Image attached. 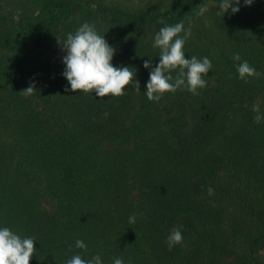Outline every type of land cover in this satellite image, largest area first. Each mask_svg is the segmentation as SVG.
Listing matches in <instances>:
<instances>
[{"label":"trees","instance_id":"obj_1","mask_svg":"<svg viewBox=\"0 0 264 264\" xmlns=\"http://www.w3.org/2000/svg\"><path fill=\"white\" fill-rule=\"evenodd\" d=\"M92 1L38 0L18 19L0 11V228L35 239L29 264L77 254L102 264H264V119L253 111L264 114V0H240L224 16L210 6L198 16L206 0H146L134 11ZM88 17L102 23L113 66L136 70L140 92L134 83L120 97L65 91L50 38ZM181 21L191 26L185 58L212 63L207 86L148 101L143 63L155 67V34ZM243 61L262 75L240 80ZM173 228L183 242L169 250Z\"/></svg>","mask_w":264,"mask_h":264},{"label":"clouds","instance_id":"obj_2","mask_svg":"<svg viewBox=\"0 0 264 264\" xmlns=\"http://www.w3.org/2000/svg\"><path fill=\"white\" fill-rule=\"evenodd\" d=\"M252 3L253 0H244L245 6H250ZM233 4L239 5L240 0H221L217 15L224 16L229 9L232 14L237 13L240 9L238 6L233 7ZM207 11V6H200L197 15H203ZM182 32L183 36L180 35ZM190 36L191 26L185 29L183 21L161 27L155 34L152 47L159 49V62L155 67L152 66L151 59L143 63V67L149 70L146 91H144L148 101H159L165 93H175L178 89H186L193 95H199L198 89L207 86L204 77L212 68V63L207 57L185 58L183 48ZM58 43L65 52L62 59L65 68L62 75L70 85V88H65L66 92L94 94L97 98L120 97L125 94L126 87L133 83L135 90L140 92L139 82L135 79L136 70L126 66H113L111 61L115 49L107 43L104 35L97 33L94 25L85 22L74 33H69L63 43L60 41ZM232 59L240 61L241 57L236 53ZM236 71L238 78L245 83L250 77L259 78L262 75L247 61L237 64ZM34 89L35 85L30 84L21 93L30 96L36 92ZM253 111L257 113L254 122L260 123L264 119V114H260L258 105L253 107ZM207 192L209 196L213 195L211 187ZM135 219V216H130L129 223H135ZM34 241L32 237L21 238L8 227L0 228V264H29L36 252ZM182 242L180 229L173 228L166 238L168 249L171 250ZM75 247L86 250L87 245L83 240H76ZM66 264H102V260L99 255L85 260L77 254L68 259ZM113 264H124V260L115 258Z\"/></svg>","mask_w":264,"mask_h":264},{"label":"rangeland","instance_id":"obj_3","mask_svg":"<svg viewBox=\"0 0 264 264\" xmlns=\"http://www.w3.org/2000/svg\"><path fill=\"white\" fill-rule=\"evenodd\" d=\"M98 1H100V3L105 4V5H108V4H111L113 6L114 5H118V6L122 7V8H128V9H130L132 11L140 9L146 3V0H98ZM37 2H38V0H0V5H2V7L0 8V11L6 12L7 10H9L11 12L10 14L12 15V17L14 19H18L19 18L18 16L20 15V11H22L23 8L27 9V10L32 8V10H34V11L36 9H38ZM94 4H95V1L93 0L91 2V6L94 7ZM217 5H218V2L213 1V0H206V2L204 4V6H207V7L210 6L212 10H214V8H218ZM25 7H28V8H25ZM77 15L78 14H76V16ZM77 19L78 18H76V20ZM90 19L91 18H89V20ZM95 21L96 20L87 21V22L89 24L94 25L97 33L100 34V29L102 27V23L100 21H98V20L96 22ZM83 23H85V22H83ZM80 25H82V23H80V21H79V24H77V21H74L73 25H71V23L69 25H67L68 27H67L66 31L63 30V32H59V33H57L56 35H53L50 38L51 39V41H50L51 43H50V48H49L47 56L52 62L58 63L61 66V68H62L61 70H63V71H64V68H65V65L62 63V59H63V56L65 55V52L63 51L62 46L58 43V41L63 43L66 40L67 35L69 33H72L71 27L73 28V31L75 32V30ZM60 31H61V28H60ZM26 44H28V38H26L24 36L21 37V39L19 41V46L24 47ZM16 50H17V48H16ZM7 54H8V52H6V54H4L5 55L4 59L6 58ZM11 152H13V151H11ZM8 160H9V162L11 164L12 160L10 159V157L8 158ZM260 260L264 261V253H262L260 255Z\"/></svg>","mask_w":264,"mask_h":264}]
</instances>
